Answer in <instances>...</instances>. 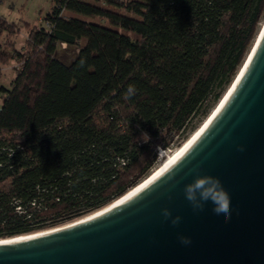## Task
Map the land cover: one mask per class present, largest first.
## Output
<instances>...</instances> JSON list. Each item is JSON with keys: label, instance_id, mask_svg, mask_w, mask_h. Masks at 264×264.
Segmentation results:
<instances>
[{"label": "trees", "instance_id": "16d2710c", "mask_svg": "<svg viewBox=\"0 0 264 264\" xmlns=\"http://www.w3.org/2000/svg\"><path fill=\"white\" fill-rule=\"evenodd\" d=\"M51 1L20 52V26L0 18V64H17L0 89V240L102 210L145 180L223 98L264 20V0ZM60 45L77 50L68 65Z\"/></svg>", "mask_w": 264, "mask_h": 264}, {"label": "water", "instance_id": "95a60500", "mask_svg": "<svg viewBox=\"0 0 264 264\" xmlns=\"http://www.w3.org/2000/svg\"><path fill=\"white\" fill-rule=\"evenodd\" d=\"M197 168L218 176L229 192L227 222L210 201L193 212L185 200L184 184ZM164 207L182 217L178 226L163 220ZM100 212L1 244L0 264H264V33L230 97L195 141L129 198L90 215ZM179 234L191 244L182 245Z\"/></svg>", "mask_w": 264, "mask_h": 264}, {"label": "rangeland", "instance_id": "374dc122", "mask_svg": "<svg viewBox=\"0 0 264 264\" xmlns=\"http://www.w3.org/2000/svg\"><path fill=\"white\" fill-rule=\"evenodd\" d=\"M52 7H53V4H52L51 0H0V18L5 20L9 24H18V26H20V28H19L20 30L18 32V35L16 37L10 38L14 42L15 48L18 52L22 51L24 44H25V41L27 39L28 29H27V27H25V25L29 26L30 28L34 27V26L35 27L44 26V18L48 13L51 12ZM123 14L128 15L126 13H123ZM263 21H262V23H263ZM262 23H261V25H262ZM261 25H260V28H261ZM260 28H259V30H260ZM128 35L130 36L131 39H133V40L136 39V37L133 34H128ZM6 41H7V39L5 38V36L0 38V48L2 46H4ZM76 54H77V50L75 47L60 45V46H58L57 51H56V58L59 61H61L63 64L68 65L74 60ZM16 68H17V64L14 62H8L6 64H0V72H1L0 89L1 88L10 89L11 88V83L15 77V69ZM234 79H233V81H234ZM233 81H232V83H233ZM231 84H230V86H231ZM229 87H228V89H229ZM226 91H225V93H226ZM1 104H2V96L0 93V107H1ZM217 104L215 105V107L217 106ZM215 107L211 110V112L208 114V116L201 123H199L198 121L194 122V124L192 126H197V128L192 133H191V129L189 128L183 135L175 136L173 139L170 140V141H172V144L170 145V148H169L170 150H167L165 156H163L161 159H158L156 161V163L152 169L153 171L151 173H153L161 163H163L167 158H169L170 155H172L180 147H182L184 145V143L187 141V139L191 138L194 135V133L201 127V125L210 116V114H212ZM178 144H181V145L179 147H177ZM88 215H90V214H88ZM88 215H85L83 217H86ZM83 217H81L77 220H80ZM77 220H75V221H77ZM75 221H69V222L63 223V224L59 225V227L68 225L69 223H72ZM59 227H52V228H48V229H43V230L38 231V232H43V231H47V230H51V229L59 228Z\"/></svg>", "mask_w": 264, "mask_h": 264}, {"label": "clouds", "instance_id": "9594fccd", "mask_svg": "<svg viewBox=\"0 0 264 264\" xmlns=\"http://www.w3.org/2000/svg\"><path fill=\"white\" fill-rule=\"evenodd\" d=\"M136 89L133 86H129L126 92L125 99L130 98L135 95ZM142 140L147 143L150 137L147 132L141 133ZM237 150L243 152L244 146L237 145ZM175 167L170 166L169 180L174 179L175 173L172 171ZM194 175L193 179L184 184L183 194L185 200L191 206L193 212L202 211L205 204L209 201L213 204L212 211L217 214H223L225 222L230 219L231 207H230V195L229 192L223 186L221 179L218 176L212 175L210 173L201 174L199 168L193 169ZM171 199V195H169ZM161 215L163 220L169 222L173 227L178 226L182 220V217L177 214L173 215L172 210L168 207L161 209ZM178 240L182 245L191 244V238L183 234L178 235Z\"/></svg>", "mask_w": 264, "mask_h": 264}, {"label": "bare ground", "instance_id": "6f19581e", "mask_svg": "<svg viewBox=\"0 0 264 264\" xmlns=\"http://www.w3.org/2000/svg\"><path fill=\"white\" fill-rule=\"evenodd\" d=\"M263 33H264V21H263V23L261 25V28H260L259 32L257 33V36H256V38H255V40L253 42V45H252V47L250 49V52L248 53V56H247L245 62L243 63V65L241 66V68H240L236 78L234 79L233 83L231 84L229 89L226 91V93L224 94V96L220 100V102L217 104V106L215 107V109L212 112V114H210V116L205 120V122L201 125V127L194 133V135L191 138H189L184 143V145L182 147H180L176 152H174L172 155H170L169 158H167L163 163H161L158 166V168L153 173H151L145 180H143L136 187H134L129 192H127L124 196H122L118 200L114 201L111 205L107 206L106 207L107 210L112 208L113 206L117 205L118 203L122 202L123 200L129 198L131 195H133L135 192H137L140 188H142L144 185H146L150 180H152L153 178H155L156 176L161 174L178 156H180L195 141V139L202 133V131L212 121V119L217 115V113L221 110V108L224 106V104L226 103V101L230 97L231 93L235 89L236 85L238 84V82L240 81L242 75L244 74L246 68L248 67V65H249V63L251 61V58H252V56H253V54H254V52H255V50H256V48H257V46H258V44H259V42L261 40V38H262ZM105 211H103V212H105ZM103 212L96 213L94 215H88L87 217H83V219H81V221H79V222L76 221V222H78V223L83 222L84 219L88 220V219H90V218H92L94 216H97V215H99V214H101ZM86 220H84V221H86ZM69 224H72V223H69ZM73 225H75V224H73ZM52 230H54V229L43 231V232H38V233L30 234V235H23V236H19V237H13V238H10V239H3V240H0V245L4 244V243L18 242V241H23V240H27V239H30V238L46 235L48 233H52Z\"/></svg>", "mask_w": 264, "mask_h": 264}, {"label": "built area", "instance_id": "2783aa9c", "mask_svg": "<svg viewBox=\"0 0 264 264\" xmlns=\"http://www.w3.org/2000/svg\"><path fill=\"white\" fill-rule=\"evenodd\" d=\"M167 151H164V150H159L158 151V159H161L163 156H165Z\"/></svg>", "mask_w": 264, "mask_h": 264}, {"label": "snow or ice", "instance_id": "6c2138e0", "mask_svg": "<svg viewBox=\"0 0 264 264\" xmlns=\"http://www.w3.org/2000/svg\"><path fill=\"white\" fill-rule=\"evenodd\" d=\"M199 135V134H198ZM195 139V138H194Z\"/></svg>", "mask_w": 264, "mask_h": 264}]
</instances>
